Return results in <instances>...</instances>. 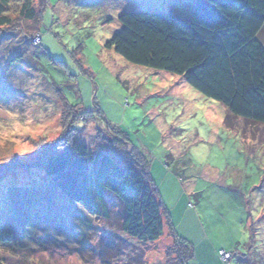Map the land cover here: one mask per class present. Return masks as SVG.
I'll return each mask as SVG.
<instances>
[{
    "label": "rangeland",
    "instance_id": "rangeland-1",
    "mask_svg": "<svg viewBox=\"0 0 264 264\" xmlns=\"http://www.w3.org/2000/svg\"><path fill=\"white\" fill-rule=\"evenodd\" d=\"M31 1L34 20L13 4L0 29V228L10 219L15 231L0 264H178L171 229L193 249L187 264H223L219 248L232 251L228 264H264V124L226 127L225 107L181 76L104 46L120 13L188 17L194 0ZM73 134L94 154L110 151L111 134L143 155L172 218L163 213L156 241L124 234L112 197L108 217L91 215L48 184V146Z\"/></svg>",
    "mask_w": 264,
    "mask_h": 264
},
{
    "label": "trees",
    "instance_id": "trees-1",
    "mask_svg": "<svg viewBox=\"0 0 264 264\" xmlns=\"http://www.w3.org/2000/svg\"><path fill=\"white\" fill-rule=\"evenodd\" d=\"M13 1L0 0V29L12 24ZM21 1L26 25L36 13L31 0ZM118 20L121 27L105 42L106 48L132 64L181 76L225 107L226 127L234 126L233 118L264 124V0H194L189 17L169 11H124ZM106 140L110 151L94 154L74 134L61 138L48 146L39 168L61 197L91 215L108 217L112 197L121 209V231L141 243L154 242L163 233L164 219L169 227L171 220L168 211L163 212L148 163L142 154L127 151L122 137L117 142L109 134ZM19 206L25 211L28 201L23 199ZM9 221L0 228L1 244L15 243L14 223ZM32 223H24L26 232ZM170 234L174 245L167 254L187 264L192 247L172 229ZM139 256L141 263L143 253Z\"/></svg>",
    "mask_w": 264,
    "mask_h": 264
},
{
    "label": "built area",
    "instance_id": "built-area-1",
    "mask_svg": "<svg viewBox=\"0 0 264 264\" xmlns=\"http://www.w3.org/2000/svg\"><path fill=\"white\" fill-rule=\"evenodd\" d=\"M39 40L38 36H35L33 38V42H37ZM217 255L219 260L223 263V264H228L229 260L231 258V252L229 250L226 249H218L217 250Z\"/></svg>",
    "mask_w": 264,
    "mask_h": 264
},
{
    "label": "crops",
    "instance_id": "crops-1",
    "mask_svg": "<svg viewBox=\"0 0 264 264\" xmlns=\"http://www.w3.org/2000/svg\"><path fill=\"white\" fill-rule=\"evenodd\" d=\"M13 4H18L20 6L19 8V14H21V9H22V5H23V2L21 0H14L13 2H10V6L13 5ZM189 17V16H188ZM24 25V24H23ZM27 25V24H26ZM168 207V206H167ZM170 219L171 218V213H170ZM219 249H223V248H219Z\"/></svg>",
    "mask_w": 264,
    "mask_h": 264
}]
</instances>
